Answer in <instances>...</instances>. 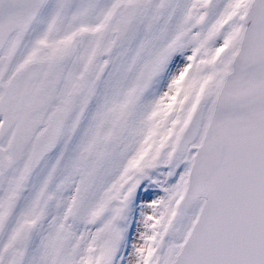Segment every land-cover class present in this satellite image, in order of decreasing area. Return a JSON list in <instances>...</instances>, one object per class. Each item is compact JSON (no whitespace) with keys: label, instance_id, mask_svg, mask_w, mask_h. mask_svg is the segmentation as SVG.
I'll return each mask as SVG.
<instances>
[{"label":"snow or ice","instance_id":"obj_1","mask_svg":"<svg viewBox=\"0 0 264 264\" xmlns=\"http://www.w3.org/2000/svg\"><path fill=\"white\" fill-rule=\"evenodd\" d=\"M0 264H264V0H0Z\"/></svg>","mask_w":264,"mask_h":264}]
</instances>
